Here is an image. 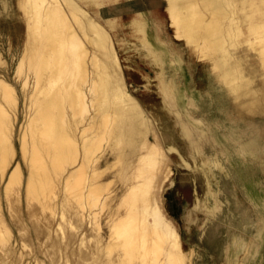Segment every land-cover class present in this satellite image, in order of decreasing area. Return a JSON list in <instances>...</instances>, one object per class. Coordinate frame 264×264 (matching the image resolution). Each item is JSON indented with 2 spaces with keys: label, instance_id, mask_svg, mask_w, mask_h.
Returning <instances> with one entry per match:
<instances>
[{
  "label": "bare ground",
  "instance_id": "bare-ground-1",
  "mask_svg": "<svg viewBox=\"0 0 264 264\" xmlns=\"http://www.w3.org/2000/svg\"><path fill=\"white\" fill-rule=\"evenodd\" d=\"M14 1L23 30L13 66L0 50V264H194L164 204L173 161L152 101L124 75L119 20L76 0ZM155 4L128 40L161 64L163 99L194 151L208 145L247 172L234 185L247 204L241 225H228L224 264H264V0ZM179 46L207 65L223 118L201 127L189 117L199 94Z\"/></svg>",
  "mask_w": 264,
  "mask_h": 264
},
{
  "label": "rangeland",
  "instance_id": "rangeland-1",
  "mask_svg": "<svg viewBox=\"0 0 264 264\" xmlns=\"http://www.w3.org/2000/svg\"><path fill=\"white\" fill-rule=\"evenodd\" d=\"M6 2L7 0H0V50L7 62L13 66L19 53L23 26L14 0L8 1L11 12L9 19L6 18L8 17ZM9 43L10 50H8ZM12 54L15 58L11 57ZM187 55L188 51L184 48L186 59ZM191 59L193 63L191 62L192 78L188 85L189 90L198 93L199 97L202 95L207 101L206 91L210 90L208 67L206 64L197 62L193 57ZM165 71L169 76V70L165 69ZM8 76L11 80L13 79L11 72ZM177 80L183 81L180 77ZM130 91L137 95L136 88L131 87ZM199 97L195 100L194 112L189 111V117L193 118L197 125L202 127L207 121L223 118L214 106H210V99L204 102ZM154 104L157 108L166 109L162 100H155ZM158 121L159 118L156 117L154 119L156 127ZM171 126L174 129L171 136L176 147L166 148L169 155H172L174 173L172 183L163 194L166 210L175 220L177 217L176 221L180 225L182 237H185L184 247L194 246L197 253L193 258L194 264H224L221 251L225 242L228 241V233L232 232V227L228 228V225L238 226L242 223V211L247 204L240 189H236L234 185L241 183L239 173L247 172L241 166H234L228 162L224 155L216 153L208 145H205L203 151L202 148L194 151L183 127L174 122ZM161 134L168 145L171 140L164 124L161 125ZM214 162L218 166H214Z\"/></svg>",
  "mask_w": 264,
  "mask_h": 264
},
{
  "label": "crops",
  "instance_id": "crops-1",
  "mask_svg": "<svg viewBox=\"0 0 264 264\" xmlns=\"http://www.w3.org/2000/svg\"><path fill=\"white\" fill-rule=\"evenodd\" d=\"M8 1L9 0H7V3H6L7 4V14H8V17H6L7 19H9V15L11 12ZM76 1L84 9H86L91 15H93L94 17L98 19L99 18H103V19L116 18L119 20V32H121L120 36L122 38V43L119 44L115 40V45L118 51V55L120 56L119 58H120V61H121V64L124 70L125 78L129 85H131L134 88L136 87L137 98L141 100L150 99V101H152L153 114L154 116L159 118L157 128L160 134H161V125L164 124L170 136L171 142L168 143L167 145L164 141V146L165 148H168V147L175 148L176 143L175 141L172 140V136H171L172 131L174 130L173 127L171 126V123L174 122V124L177 125L178 122H177L174 112L166 104V102L163 99L162 93L160 91L158 76L161 71L160 69L161 64H156L150 58H146L142 50L136 45V43L131 39L128 40V35L131 34V32L135 30L133 29V25L135 24L136 20L139 18L138 13L145 9L144 11L146 15H149L150 13H152V15L155 14L157 16L158 11H160V6L157 4L153 5V0L150 1L151 5L146 8L139 7L138 3L140 2H138V0H103V1L102 0H76ZM165 31L168 32L169 36H171L170 30L167 28V26H166ZM178 49L182 51L183 62H184L183 66H184L186 75L190 82L191 81V72H190L191 64L190 63L192 62V59H188V58H191L189 53L187 55V59L185 58L184 46H179ZM189 82H188V85H189ZM199 98L203 100L204 102H207L209 100V97H207L208 100L206 101L205 100L206 98H204L202 95ZM155 100L156 101L162 100L165 103L166 109L164 110V109L157 108L154 104ZM170 157L172 158L171 154H170Z\"/></svg>",
  "mask_w": 264,
  "mask_h": 264
}]
</instances>
